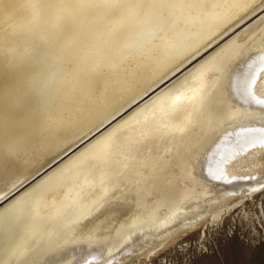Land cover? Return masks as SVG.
Segmentation results:
<instances>
[{"label":"bare ground","instance_id":"1","mask_svg":"<svg viewBox=\"0 0 264 264\" xmlns=\"http://www.w3.org/2000/svg\"><path fill=\"white\" fill-rule=\"evenodd\" d=\"M262 129L264 0H0V264L160 252L263 192Z\"/></svg>","mask_w":264,"mask_h":264},{"label":"rangeland","instance_id":"2","mask_svg":"<svg viewBox=\"0 0 264 264\" xmlns=\"http://www.w3.org/2000/svg\"><path fill=\"white\" fill-rule=\"evenodd\" d=\"M242 203L138 263L264 264V189Z\"/></svg>","mask_w":264,"mask_h":264},{"label":"snow or ice","instance_id":"3","mask_svg":"<svg viewBox=\"0 0 264 264\" xmlns=\"http://www.w3.org/2000/svg\"><path fill=\"white\" fill-rule=\"evenodd\" d=\"M261 131H264V129H262ZM262 143H264V140H261Z\"/></svg>","mask_w":264,"mask_h":264}]
</instances>
